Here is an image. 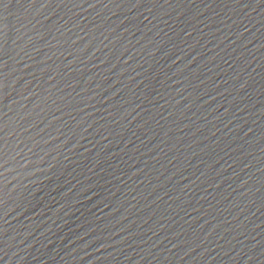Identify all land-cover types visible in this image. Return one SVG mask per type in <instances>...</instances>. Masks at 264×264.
<instances>
[{
	"label": "water",
	"instance_id": "1",
	"mask_svg": "<svg viewBox=\"0 0 264 264\" xmlns=\"http://www.w3.org/2000/svg\"><path fill=\"white\" fill-rule=\"evenodd\" d=\"M0 264H264V0H0Z\"/></svg>",
	"mask_w": 264,
	"mask_h": 264
}]
</instances>
